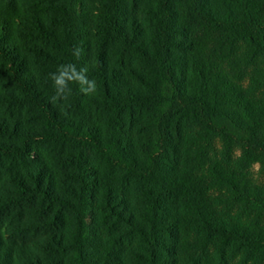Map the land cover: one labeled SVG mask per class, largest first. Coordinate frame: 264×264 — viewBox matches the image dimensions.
I'll use <instances>...</instances> for the list:
<instances>
[{
  "label": "trees",
  "instance_id": "16d2710c",
  "mask_svg": "<svg viewBox=\"0 0 264 264\" xmlns=\"http://www.w3.org/2000/svg\"><path fill=\"white\" fill-rule=\"evenodd\" d=\"M8 5L0 264H264L261 232L194 196L214 141L264 162V105L240 83L264 64V0H28L13 23ZM61 65L87 67L95 93L69 82L54 101ZM211 171L234 189L233 169ZM242 184L264 212V188ZM34 204L32 223L9 216ZM31 230L47 259L21 244Z\"/></svg>",
  "mask_w": 264,
  "mask_h": 264
},
{
  "label": "rangeland",
  "instance_id": "374dc122",
  "mask_svg": "<svg viewBox=\"0 0 264 264\" xmlns=\"http://www.w3.org/2000/svg\"><path fill=\"white\" fill-rule=\"evenodd\" d=\"M8 1L9 5L4 6L2 9L3 15H5L12 23L14 22V20L19 21V16L22 14L21 10L23 8V3L24 1L28 0ZM4 3L6 5V1ZM14 29L16 30L17 28L15 27ZM238 77H240V73L238 74ZM244 78L245 79L240 83L244 85L247 94L252 99L257 100L262 105H264V64H259L258 71L254 69L250 71L249 74ZM209 150L212 157L208 158L209 162L205 166L206 171H204V173H200L198 175V179L195 178L197 183L193 182L196 187H202V183H207L205 187V194H202V192H200L201 190L197 192V188H195L196 191L194 193V196H200L201 203H204L205 208L215 213V219L220 218L221 220V216L223 214H227V216L241 217V219L245 222H248V224L252 228H256L257 232H261L262 237H264V212L259 210V206H256L254 208L252 205H250V201L246 199L244 194L246 193L245 185L242 184L245 182H249L251 185L263 190L264 162L256 163L253 164L251 168L243 169L241 167V164L237 165V159L241 156V150L236 147L230 148V146L224 145L222 141L219 140L214 141L212 147ZM232 161H235V166L233 165ZM214 165H217L220 168L227 167L229 168V170L233 169L235 171L237 180L235 181L236 186L234 187V189L231 188V190H229V188H227L226 186L221 187L216 184L215 187H212V183L215 181V174H212L211 170H213ZM227 177L230 179L229 176ZM15 196L16 193L12 190L11 186L0 188V197L9 198ZM34 208L35 204L33 206L30 205L22 210L14 207L9 213V216L14 218L16 224L32 223V221H34L38 217L36 212L33 210ZM0 216L2 215L0 214ZM4 223L5 225H7L8 222L5 221ZM55 231L58 232L59 229ZM49 236V233H45L39 230H31L30 232L25 234V238L23 239V241L21 240V242H23L21 244L23 246H27V248L31 250L32 257H34L33 253H38L41 259L45 260L47 259V257L43 254V252L36 250V248L34 247L39 243L48 241V239H50ZM10 241L11 240H9V242ZM186 249L188 248L186 247ZM190 251H192L191 246ZM191 254L193 253L191 252ZM15 259L16 262L13 261L12 264H18L19 259ZM240 259L241 258L238 257L235 262L240 261Z\"/></svg>",
  "mask_w": 264,
  "mask_h": 264
},
{
  "label": "clouds",
  "instance_id": "9594fccd",
  "mask_svg": "<svg viewBox=\"0 0 264 264\" xmlns=\"http://www.w3.org/2000/svg\"><path fill=\"white\" fill-rule=\"evenodd\" d=\"M80 49L77 48L74 55L79 57ZM87 67H82L77 71L75 65H61L56 73L50 74V78L53 81L54 87L56 89V96L53 97L55 101L57 98L63 97L67 99V94L71 92L68 87L69 82H75L80 85V90L84 94H93L96 91L97 85L94 79L90 80L88 78Z\"/></svg>",
  "mask_w": 264,
  "mask_h": 264
}]
</instances>
